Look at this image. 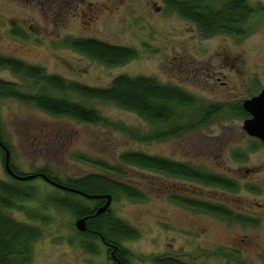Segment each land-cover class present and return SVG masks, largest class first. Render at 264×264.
<instances>
[{
	"label": "rangeland",
	"instance_id": "rangeland-1",
	"mask_svg": "<svg viewBox=\"0 0 264 264\" xmlns=\"http://www.w3.org/2000/svg\"><path fill=\"white\" fill-rule=\"evenodd\" d=\"M247 1L264 7V0ZM250 29L247 37L205 39L195 25L168 12L161 0H0L1 57L91 88H108L119 76L148 77L181 89L206 107L231 106L230 113L213 117L203 127L147 143L133 139L129 131L148 135L151 127L111 105L73 98L109 122L95 126L53 117L1 95L0 134L14 166L22 175L47 169L62 182L103 172L87 159L117 167L119 171L109 168L107 173L146 197L143 201L111 197L108 211L138 235L120 244L130 254L129 264H155L156 258L166 257L186 264H264V145L243 130L244 118L231 113L235 104L264 90V15ZM67 39H96L131 48L138 58L107 68L65 46ZM0 81L13 84L22 94L50 92L8 70L0 71ZM126 152L189 165L228 179L238 189L231 192L120 164ZM11 178L0 152V180L13 183ZM21 183L41 188V196L45 191L64 196L49 185L43 190L41 180ZM174 197L224 207L255 225L194 211ZM40 199L27 204L30 213L42 211ZM76 200L94 205L84 197ZM45 211L48 223L37 224L43 238L34 245L30 264H120L101 241L81 236L72 214L54 207ZM9 216L31 223L25 214ZM92 241L95 251L86 249Z\"/></svg>",
	"mask_w": 264,
	"mask_h": 264
},
{
	"label": "trees",
	"instance_id": "trees-1",
	"mask_svg": "<svg viewBox=\"0 0 264 264\" xmlns=\"http://www.w3.org/2000/svg\"><path fill=\"white\" fill-rule=\"evenodd\" d=\"M161 1L168 12L195 25L200 36L205 39L217 36L247 37L251 31L250 24L259 16L264 15V7L252 6L247 0ZM65 46L88 60L107 68H120L138 58L137 52L131 48L112 45L96 39H67ZM1 70H8L18 78L31 80L35 86H42L51 93L42 89L40 94H22L17 91L13 84L0 81V97L1 95L15 97L33 105L47 115L95 126H108L109 122L99 111L76 102L73 98L78 97L85 102L111 105L138 116L151 127L152 130L148 135L141 136L129 131L133 139L141 142H159L181 136L205 126L215 116L225 114V112L230 113L228 107L231 106L206 107L181 89L161 85L148 77L119 76L112 81L108 88H91L58 76L47 75L43 69L22 61L0 56ZM234 106L231 109L233 115L244 119L249 117V114L243 109L242 103ZM0 139L9 149L1 135ZM0 152L3 164H5V151L0 148ZM119 160L120 164L189 180L204 186L217 187L231 192L238 189L234 182L221 176L207 174L195 170L189 165L175 163L160 157L126 152L121 155ZM86 162L97 165L99 170L104 173L96 172L80 179L62 182L58 178L52 177L47 169L39 170L31 175H22L17 171L11 159V168L15 175L36 176L27 182L33 183L35 180H41L44 183L43 190H46L49 185L57 192L64 193V196L56 197L54 194L48 193L45 195L46 191L41 196V188L37 189L31 184L25 185L13 178H11L13 183L0 180V264L31 263L33 247L43 238L42 231L37 224L45 225L48 223L47 211L45 210L49 207L68 212L77 219L87 218L88 230L81 236L101 241L105 246L113 249L112 253L115 257L113 259H116L120 264H129L130 254L120 244L121 241L137 238V232L126 223L115 218L109 211L100 216L96 214L98 209L105 205L108 196L114 198L117 195H123L133 201H143L146 197L136 188L112 178L110 173H107L110 168L107 164L89 159ZM110 169L119 171L117 167ZM43 176L70 190L99 198L94 200L85 198L93 203V206L83 204L76 200V198L80 199L83 196L62 190L49 183ZM40 198L42 199L40 202L42 211L30 213L27 204L39 201ZM172 200L194 211L205 212L242 225H255L249 218L236 215L224 207L177 197L172 198ZM11 212L25 214L27 221L31 223L14 220L9 216ZM86 249L95 251L93 241L87 243ZM155 264L186 263L166 257L156 258Z\"/></svg>",
	"mask_w": 264,
	"mask_h": 264
},
{
	"label": "water",
	"instance_id": "water-1",
	"mask_svg": "<svg viewBox=\"0 0 264 264\" xmlns=\"http://www.w3.org/2000/svg\"><path fill=\"white\" fill-rule=\"evenodd\" d=\"M243 109L246 113L250 115L251 118L247 119L243 123V130L247 133V135L251 138L259 140L264 145V90L257 96L250 100H246L243 102ZM1 132V128H0ZM1 135V134H0ZM0 148H2L5 151V170L9 174L10 177L17 181L21 182H27L29 180H32L36 178V176H17L14 174L12 168H11V154L9 149L2 143L0 139ZM45 180H47L52 185L66 191H71L73 193L79 194L83 196L84 198L94 200L98 199L99 197L94 196H88L87 194L81 193L76 190H70L66 187L60 186L56 183H53L49 179L43 176ZM106 203L103 207L98 209L97 216H100L108 211L110 208V205L112 203L111 196L106 197ZM76 228L80 233L87 232V218L78 219L76 221ZM117 249H115L116 251ZM112 258L114 257V253H112Z\"/></svg>",
	"mask_w": 264,
	"mask_h": 264
},
{
	"label": "flooded vegetation",
	"instance_id": "flooded-vegetation-1",
	"mask_svg": "<svg viewBox=\"0 0 264 264\" xmlns=\"http://www.w3.org/2000/svg\"><path fill=\"white\" fill-rule=\"evenodd\" d=\"M249 118H251L250 115H249V117H247L245 120H247V119H249ZM107 247H108L109 250H111V253H112L113 249H112L111 247H109V246H107ZM111 255H112V254H111ZM115 264H116V263H115Z\"/></svg>",
	"mask_w": 264,
	"mask_h": 264
}]
</instances>
